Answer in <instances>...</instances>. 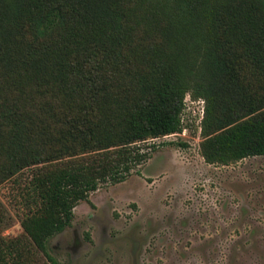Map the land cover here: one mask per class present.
Here are the masks:
<instances>
[{"label":"trees","instance_id":"trees-1","mask_svg":"<svg viewBox=\"0 0 264 264\" xmlns=\"http://www.w3.org/2000/svg\"><path fill=\"white\" fill-rule=\"evenodd\" d=\"M186 95L206 164L264 157V0H0V186L29 170L0 264H55L75 207L181 133Z\"/></svg>","mask_w":264,"mask_h":264},{"label":"rangeland","instance_id":"rangeland-1","mask_svg":"<svg viewBox=\"0 0 264 264\" xmlns=\"http://www.w3.org/2000/svg\"><path fill=\"white\" fill-rule=\"evenodd\" d=\"M199 101L186 95L181 133L149 142L139 175L75 207L71 226L49 241L55 264H264V157L206 164ZM28 175L0 186L6 238L22 236ZM36 264L52 262L39 255Z\"/></svg>","mask_w":264,"mask_h":264},{"label":"built area","instance_id":"built-area-1","mask_svg":"<svg viewBox=\"0 0 264 264\" xmlns=\"http://www.w3.org/2000/svg\"><path fill=\"white\" fill-rule=\"evenodd\" d=\"M199 102L202 103V105H203V101H199ZM200 115H201V119H202V117L204 115V108H203V106L201 108Z\"/></svg>","mask_w":264,"mask_h":264}]
</instances>
